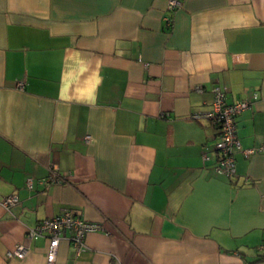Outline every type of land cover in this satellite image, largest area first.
<instances>
[{"label": "crops", "instance_id": "0c3cea01", "mask_svg": "<svg viewBox=\"0 0 264 264\" xmlns=\"http://www.w3.org/2000/svg\"><path fill=\"white\" fill-rule=\"evenodd\" d=\"M180 1L0 0V264H47L27 231L64 209L102 229L54 264H264V150L218 174L193 117L255 92L236 132L264 145V0Z\"/></svg>", "mask_w": 264, "mask_h": 264}, {"label": "built area", "instance_id": "2783aa9c", "mask_svg": "<svg viewBox=\"0 0 264 264\" xmlns=\"http://www.w3.org/2000/svg\"><path fill=\"white\" fill-rule=\"evenodd\" d=\"M181 5L180 0H168L166 6V14L164 16L167 25L171 23V12ZM257 98V93H253L252 98H239L231 102L225 100V93L219 87L213 88V100L211 108L206 112L193 114L194 118L207 119L217 129V138L214 143L216 151V161L213 170L227 177H233L236 173L234 152L242 151L245 155L253 153L257 150H264V145L258 148L242 149L236 132V116L246 109ZM88 137V136H87ZM204 159H208L206 154ZM57 178L56 176L50 179ZM32 178H27L25 185L31 189L33 187ZM18 197L16 194L5 196L1 203L8 208L16 203ZM102 226L98 222H90L77 215L70 209H64L61 213L46 217L36 223L27 231L28 238L36 239L44 236L47 240L46 261L47 264L55 263L56 248L62 236H67L72 243L76 253H79L85 246L84 238L87 233L101 230ZM26 246L18 243L12 248L6 250V258H23L26 253ZM257 250L264 256V237L257 246Z\"/></svg>", "mask_w": 264, "mask_h": 264}]
</instances>
